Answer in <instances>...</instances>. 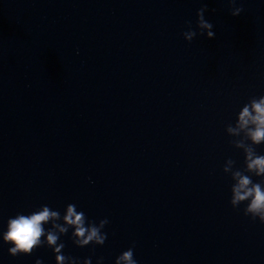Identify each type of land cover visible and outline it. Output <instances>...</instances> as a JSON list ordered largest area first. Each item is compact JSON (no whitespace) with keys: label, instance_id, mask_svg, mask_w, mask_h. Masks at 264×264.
Instances as JSON below:
<instances>
[{"label":"clouds","instance_id":"1","mask_svg":"<svg viewBox=\"0 0 264 264\" xmlns=\"http://www.w3.org/2000/svg\"><path fill=\"white\" fill-rule=\"evenodd\" d=\"M228 2L231 5L230 15L235 17L243 12V7L235 6L236 0ZM206 11V4L198 9L196 27L199 29V35L214 39V25L205 19ZM187 23L188 30L182 35L186 41L191 42L198 33L192 29L190 21ZM226 133L231 136H240L243 133L241 139L231 140L230 143L242 150L244 166L235 168L236 162L231 158L227 159L223 166V172L229 174L233 181L230 204L234 209H238L246 202L244 215L264 224V154L256 151L257 146L264 144V96L251 98L238 113L235 125H227ZM253 177L259 179L254 181ZM61 219L63 223L58 222ZM108 223L106 218L101 219L98 224L88 221L85 213L78 211L75 204H68L63 216L58 210L41 205L30 214L17 213L10 217L6 231L0 235L3 243L10 245L8 253L13 257L31 255L37 248L46 245L53 250L56 264H81L79 259L62 253L65 245L59 242L60 237L67 234L71 228V238L76 246H102L107 239V233L103 229ZM46 224H51V227L45 229ZM134 247L133 244L117 256L114 264H138L134 258ZM36 264H42V261L38 259ZM82 264H91V258L84 259ZM97 264H103V257L98 258Z\"/></svg>","mask_w":264,"mask_h":264},{"label":"water","instance_id":"2","mask_svg":"<svg viewBox=\"0 0 264 264\" xmlns=\"http://www.w3.org/2000/svg\"><path fill=\"white\" fill-rule=\"evenodd\" d=\"M34 210L36 209L0 198V234L6 231L10 217H14L17 213L30 214ZM58 222L63 223L62 219ZM44 227L49 229L51 224H46ZM72 231L73 229L70 228L67 234L60 237L59 242L65 245L62 253L79 259L81 264L86 258H91V264H97L100 257H103V264H114L116 257L129 248L108 237L102 246L90 244L81 248L73 243ZM9 247L10 245L3 243L2 235H0V264H36L38 259L42 261V264H56L53 250L46 245L37 248L31 255L15 257L8 253ZM134 258L138 264H164L135 250Z\"/></svg>","mask_w":264,"mask_h":264}]
</instances>
